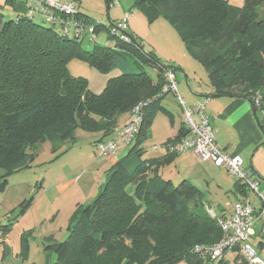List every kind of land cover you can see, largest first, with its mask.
<instances>
[{"label":"trees","instance_id":"trees-1","mask_svg":"<svg viewBox=\"0 0 264 264\" xmlns=\"http://www.w3.org/2000/svg\"><path fill=\"white\" fill-rule=\"evenodd\" d=\"M116 2L107 0L108 8ZM134 9L151 22L163 18L177 31L205 70L213 95L249 100L264 135V0H245L241 7L226 0H134ZM6 10L15 17L6 18ZM28 12L23 1L0 0V193L12 175L32 167L41 144L74 143L82 130L101 135L96 147L115 136L122 116L130 118L143 104L134 144L107 170L97 197L76 207L68 238H50L47 264H230L225 257L218 263L203 260L195 251L216 245L225 233L204 208L205 194L197 186L188 180L176 186L162 175L180 154L165 150L164 156L146 157L154 152L144 144L158 114L172 117L161 104L170 94L163 91L165 72L179 69L161 63L154 52H144L134 34L129 32L130 42L121 40L122 30L113 34L119 20H112L108 30V38L119 39V45H95L87 51L86 37L96 42L102 23L79 12H58L57 23H39ZM73 60L86 61L102 73L119 69L120 75L95 94L85 79L69 75ZM145 66L156 69L155 80ZM187 134L182 126L174 140L162 145H175ZM235 187L247 196L245 184L236 180ZM31 205L25 201L21 212ZM10 229L0 225L1 234ZM29 252L24 234L18 254L23 263ZM8 254L7 247L4 258Z\"/></svg>","mask_w":264,"mask_h":264},{"label":"rangeland","instance_id":"rangeland-1","mask_svg":"<svg viewBox=\"0 0 264 264\" xmlns=\"http://www.w3.org/2000/svg\"><path fill=\"white\" fill-rule=\"evenodd\" d=\"M71 1L75 2L77 11L85 16L83 18L90 22L102 23L103 25V29L98 34L96 42H92L89 36L86 37L83 43L85 50L91 51L95 45L109 48H114L119 45V39L108 38V30L112 26L111 21L113 18L119 20L127 19L129 26L128 32L132 29L131 26L135 28V36L143 44L144 52H154L157 54L160 62L166 65L171 61L177 65H185V70L178 72L177 80L179 95L185 101H187L185 97L186 92L194 94L191 90V86L194 89L192 79H195L199 86H208L209 79L205 70L187 52L177 31L163 18H158L151 22L144 12L134 9V0H117V4H112L109 8L107 0ZM4 14L6 18H13L16 15L9 10H6ZM71 36L73 37L72 30ZM129 59L130 62L133 61L132 58ZM144 68L154 80L158 77L156 69L152 66H145ZM69 75L73 78L85 79L93 93L101 94L108 81L120 75V70L113 69L109 72L102 73L86 61L73 60L69 65ZM161 104L174 115L177 125L186 126L185 122L183 124V110L173 94L170 93L164 97L161 100ZM170 121L172 122V117L170 118L167 114L160 112L157 116L156 124L158 127L163 126L165 129L169 126ZM97 139L99 137L96 134L78 130L76 133V142L74 143H43L38 148V158L34 161L32 167L17 172L9 178L7 190L9 189L8 194L11 197L15 196L17 192H26L28 194L25 200L18 204L15 209L10 212L3 211L0 216V225H9L11 227L6 235H0V264H21L18 253L21 251V237L24 234L28 237L30 243L29 257L32 263L35 264L48 263L45 249L50 242V238L56 237L58 241H65L68 238L67 229L63 228L61 230V227L67 225L71 211L70 207H72L76 199L80 198L82 193L81 191H77V184L75 183L63 189L59 186L71 182L80 176L84 178L82 182H90V179L93 177V173H91L93 171L90 170L91 165L97 161L104 160L99 158L97 154L94 145ZM150 143H152V140L149 137L144 144V148L149 150L152 147H148ZM262 148L261 154L264 171V146ZM127 152L119 159L125 157ZM79 154H82L81 158ZM88 158L91 159L88 160ZM228 175L230 176L229 178H233L232 181L237 180L235 176L229 173ZM183 180L182 178H177L174 180V184L177 186ZM94 181L95 179L92 180V183ZM258 182H260L259 192L263 195L264 176H261ZM195 184L205 194L206 203L215 205V203L222 202L217 200L216 185L212 184L210 180H201ZM248 194L250 195L252 205L259 206L261 202L260 196L250 190H248ZM97 195L98 193L93 196V200ZM3 196H5L4 193H0V198ZM25 201H32L35 214L40 218V223H35L33 208L30 211L26 210L23 213L21 212ZM204 208L206 209V205H204ZM206 210L210 214L209 209ZM216 211L219 210L217 209ZM259 242L261 244L258 246ZM251 243L258 249V252L264 259V238H253ZM6 246L9 249V254L4 258ZM54 261H56L55 256Z\"/></svg>","mask_w":264,"mask_h":264},{"label":"crops","instance_id":"crops-1","mask_svg":"<svg viewBox=\"0 0 264 264\" xmlns=\"http://www.w3.org/2000/svg\"><path fill=\"white\" fill-rule=\"evenodd\" d=\"M23 1L30 7L33 5L32 0H19ZM71 1V0H68ZM232 6L241 7L243 6L245 0H226ZM111 18H113L111 16ZM135 18V17H134ZM112 20H119L117 18H113ZM36 22H42V18L40 16L36 17ZM130 33L136 35L135 28L131 26ZM187 53V52H186ZM157 55V54H156ZM168 65L174 66L179 70L176 71V76L178 80V72H182L185 69V65H177L175 62H168ZM175 71V69H173ZM208 77V76H207ZM190 80V79H188ZM194 89L191 90L194 94L185 93L186 104L189 107H195L199 103L203 102L205 98L209 99V96L213 95V89L210 85L208 86H199L195 79H192ZM208 118L211 121V125L215 131L216 140L218 145L228 154L230 155H239L243 159V170L252 176L254 180L259 181L261 176H264L263 171V161H262V147L264 146V135L261 129L258 126L256 115L254 112V108L252 103L243 98L239 97H220L216 99H209V102L206 106L205 110ZM172 115V122L168 127L164 129L163 126L158 127L156 124V120L151 127V135L150 138L152 143L149 146H162L168 140H174L177 137V134L182 126H179L175 123L174 115ZM129 121V115L122 116L119 120V126L122 127ZM184 124V121H183ZM99 138L100 134H96ZM99 140V139H97ZM129 147H123L118 156L112 157H101L104 159L102 161H97L95 164H92L90 170H92L93 177L90 179V182H82L83 176L77 177L73 179V181L60 185L61 189L71 186L73 183L77 184V191H81L82 195H80L79 199H76L70 207L71 211L69 213V221L70 218L75 211L76 207L79 204H89L93 200V196L99 193L101 186L105 183L106 180V172L107 170L117 161L121 156H123ZM147 150V149H146ZM128 153V152H127ZM147 157H161L166 155L165 150H160L158 152H149L147 153ZM79 157H82V154H79ZM91 158H88V160ZM169 172V174H168ZM162 175L170 179L174 182L177 178H182L184 180L190 181L192 184L196 185V182L201 180H210L212 184L216 185V194L217 200L222 201L221 203H215V205H209L205 203L206 209L212 208L215 213L219 217H227L233 211V206L238 201L248 200L250 203L251 198L250 195L244 196L240 194V192L236 189L235 184L236 180L232 181L233 178H229L228 172L222 168L216 167L212 161H201L196 155L187 151L183 154H180L175 162L170 166L165 167L161 171ZM259 177V178H258ZM95 179V183H92V180ZM257 181V182H258ZM82 182V183H80ZM260 185V182H258ZM87 187V188H85ZM200 188V187H198ZM88 190V192H87ZM201 190V189H200ZM202 191V190H201ZM203 192V191H202ZM9 193V189L4 192L2 198H0V216L3 211L10 212L15 209L18 204H20L23 200H25L28 193L26 192H17L15 196L11 197ZM8 195V196H7ZM232 198V199H227ZM7 203V204H6ZM252 204V203H251ZM254 206V205H253ZM260 206V205H259ZM259 206H254L258 208ZM33 208V204L30 209ZM219 211H216V210ZM34 210V218L35 223H40V218L35 214ZM69 221L66 226L61 227V230L67 229L69 225ZM54 224V223H53ZM2 226V225H1ZM4 226V225H3ZM1 235V233H0ZM58 241L56 237H52ZM260 243V242H259ZM258 243V244H259ZM19 254V253H18ZM240 256L237 253H230L225 256L224 259H227L230 264H243L245 261L240 256V260H236V258ZM19 257V255H18ZM18 259V258H17ZM20 259V257H19ZM21 264H33L31 258L29 257L28 262L23 263L20 259ZM246 263V262H245ZM35 264V263H34Z\"/></svg>","mask_w":264,"mask_h":264},{"label":"built area","instance_id":"built-area-1","mask_svg":"<svg viewBox=\"0 0 264 264\" xmlns=\"http://www.w3.org/2000/svg\"><path fill=\"white\" fill-rule=\"evenodd\" d=\"M33 5L29 9L30 17L40 16L47 23H57L56 13H64L68 16L77 14L75 2L68 0H32ZM117 2L115 3V5ZM78 32L81 31L78 24L67 22ZM117 28V29H116ZM113 34L117 30L124 33L120 37L122 41L130 42L128 20H119ZM94 29H90L93 32ZM67 32V30L65 31ZM165 78L167 85L164 92L175 96L183 110L184 122L188 134L177 144L168 147L153 146L152 151L168 150L171 153L182 154L187 151L193 152L201 161H212L216 167L222 168L230 175L247 186L250 191L257 193L260 198V206L255 208L248 200L235 203L232 213L227 217H219L215 211L209 208V215L216 219L225 238L210 248L196 247L195 251L203 260L218 263L230 253H237L247 264H264V259L253 246L251 240L256 237L264 238V194L259 192V183L243 170V159L239 155L226 153L217 143L215 131L211 121L205 113L209 102L205 98L195 107L187 106L185 100L179 95L178 81L173 70H166ZM259 105V102H256ZM142 106H136L130 114L129 121L115 131V136L106 142L96 146L97 154L101 157L118 156L123 147L134 144L142 123ZM262 116L264 112L261 113ZM261 242L258 244V246Z\"/></svg>","mask_w":264,"mask_h":264},{"label":"water","instance_id":"water-1","mask_svg":"<svg viewBox=\"0 0 264 264\" xmlns=\"http://www.w3.org/2000/svg\"><path fill=\"white\" fill-rule=\"evenodd\" d=\"M216 98H220V96H217V95L209 96V99H216Z\"/></svg>","mask_w":264,"mask_h":264}]
</instances>
